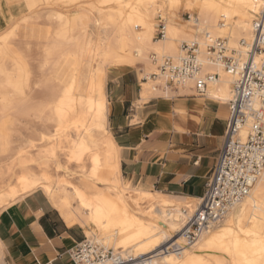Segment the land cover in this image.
Returning <instances> with one entry per match:
<instances>
[{"label": "bare ground", "instance_id": "6f19581e", "mask_svg": "<svg viewBox=\"0 0 264 264\" xmlns=\"http://www.w3.org/2000/svg\"><path fill=\"white\" fill-rule=\"evenodd\" d=\"M128 1L100 0L98 6L90 0H0V212L41 189L67 224L81 226L87 240L123 259V264L145 258L153 264H264V169L249 194L192 244L182 230L200 199L196 206L185 202L181 208L144 194L141 199L148 210L134 211L125 198L131 194L113 183V156L102 149L111 142L102 127L106 70L141 65L143 86H150L152 94L169 90L156 87L163 83L150 77L158 63L164 57L177 60L182 42L204 44L202 37L172 24L165 25L163 38H154L151 18L157 1L135 0L144 12L135 8L137 3L125 10ZM36 3L39 10H47V19L57 21V27L40 47L43 72L35 85L43 88L45 101L35 104L37 87L27 86L26 63L8 39L21 23L31 20ZM67 3H76L73 14ZM164 3L168 9L187 7L197 13L188 20L196 31L225 39L238 63L247 58L252 21L261 9L264 12V0H178L175 7L173 0ZM157 15L161 16L160 10ZM90 22L103 33L88 35ZM201 59L204 73L218 75L208 83L207 96L228 106L237 75L225 72L219 63H209L203 52ZM64 68L68 73L60 77ZM48 94L56 97L50 104ZM24 119L40 125V134L34 135ZM23 127L30 130L28 135H21ZM245 134L243 130L242 138ZM176 236L172 245L179 251L169 252L165 246Z\"/></svg>", "mask_w": 264, "mask_h": 264}, {"label": "crops", "instance_id": "0c3cea01", "mask_svg": "<svg viewBox=\"0 0 264 264\" xmlns=\"http://www.w3.org/2000/svg\"><path fill=\"white\" fill-rule=\"evenodd\" d=\"M95 1L100 0H90ZM38 7L29 14L31 19L42 11ZM69 9L73 14L75 5ZM46 12L41 14L44 19ZM50 27L46 19L39 24L21 23L17 35L42 41ZM87 32L103 33L91 22ZM119 68L129 67H110L104 79L107 104L102 127L111 142L102 149L113 156V183L131 194L125 198L134 211L148 210L141 199L144 194L176 202L181 208L187 202L196 206L223 143L227 104L191 90L161 88L148 95L143 88V66ZM55 99L47 97L49 104ZM42 101L45 96L34 103ZM37 127L31 128L34 135L42 131ZM101 190L108 194L107 188ZM81 229L78 224H67L37 189L0 212V264H73L71 253L86 237Z\"/></svg>", "mask_w": 264, "mask_h": 264}, {"label": "built area", "instance_id": "2783aa9c", "mask_svg": "<svg viewBox=\"0 0 264 264\" xmlns=\"http://www.w3.org/2000/svg\"><path fill=\"white\" fill-rule=\"evenodd\" d=\"M156 37L165 36V23L157 17ZM187 20L190 15L187 14ZM253 40L245 61L238 63L233 52L226 47L225 39L213 38L203 33V46L197 40L182 42L177 60L164 57L150 77L156 87L169 90H191L206 97L208 83L218 78L215 73H204L201 53L209 63H219L225 72L236 74L232 84L233 94L228 101V118L222 146L197 210L188 220L182 235L188 244L199 234L224 218L235 204L250 192L264 169V12L256 15L251 24ZM259 59L256 61L255 56ZM245 131L242 138L241 132ZM173 244V243H172ZM166 247L179 251L177 246ZM75 264H123V259L113 258L109 250L84 238L71 253ZM128 264H153L149 258Z\"/></svg>", "mask_w": 264, "mask_h": 264}, {"label": "rangeland", "instance_id": "374dc122", "mask_svg": "<svg viewBox=\"0 0 264 264\" xmlns=\"http://www.w3.org/2000/svg\"><path fill=\"white\" fill-rule=\"evenodd\" d=\"M156 1H157L158 4H160V5L162 4V5L161 6L160 5L157 6L158 4L155 5V3H154L153 6H152V8H153V16H152L151 19H152V24L154 25V27H156V24L158 22L157 21L158 15L156 16V11L157 10H160L161 17L164 20V22H166L165 25L172 24V25L178 27L179 29L188 32L192 36H195L196 35L199 38L202 37V33L196 31L197 30V26H195V24H193L192 22H190V21L187 20V14H189L190 16H193V17H197V13L192 12V10L189 9V8H187V7H185V8L184 7H181V8H177V9H168L167 6H165V3L163 4L164 0H156ZM94 3H95V5H98V6L100 5V4H97V1H95ZM37 4L38 3H36V5L34 6V8L36 6H38ZM75 4L76 3H67L68 7H70L71 5H75ZM135 4H136L135 8L139 9L140 8L139 7L140 5H138V2H136L135 0H129L128 1V5L126 6L125 10L129 9L130 5H135ZM19 5L22 6V3L20 2ZM37 9H40V6ZM45 11H47V10H45ZM138 11H140V12L143 11L144 12L145 10L142 7ZM40 12L38 13L40 15L37 14L34 17V19H31L28 23L31 22V23H38L39 24V23H43V21L46 19L49 22V24L51 25L50 32L48 33V35H49L57 27V21L55 19H52V18L51 19H47L46 17H45V19H44V17L42 18L41 17V14L44 11H40ZM90 36H92V35H90ZM153 37L154 38L156 37L155 28L153 30ZM8 40H9L8 41L9 44L12 47H14L15 49L18 50L19 56L21 57V59L23 60V62L26 63V70L29 72L27 86L29 88H31L32 86L35 85L36 82H38L40 76L42 75L41 73L43 72L40 69V63L42 61V55H43L42 54V50L40 49V47H41V44L43 43L44 40L40 41V40H31V39H21V38H19V36L17 35V33L11 35V37ZM179 46H180V44H179ZM119 69L120 70H123V71L129 70V68L128 69L119 68ZM133 72L136 73V69H133ZM58 73L60 74V77H62V76L65 77L68 72L64 68L61 71H59ZM144 74H145V72H144ZM110 75L111 74H108V76H110ZM149 87L150 86H144L143 88H144L145 91H147L146 93H148V95H153L151 93V88H149ZM42 90H43V88L37 87V89L35 91V97H34L33 102H37L39 99H42L43 98L44 94L42 93ZM23 124L26 127L30 128V129L34 125L28 119H24L23 120ZM37 126L38 125L35 124V127L38 130V127ZM108 126H109V124H108ZM26 127L25 128L23 127L20 130L22 136L28 135V131H30V130H27ZM28 149L29 148H27L25 150H28ZM151 190H156V189L151 188ZM89 195H91L90 192H89ZM83 236H84V233H83ZM84 238H86V237H83V239ZM176 239H177V236L174 237V238H171L169 240L168 244L165 246V248L168 247V245L171 246V244L174 243L176 241ZM162 249H164V248H161V250ZM169 252H173V251H169Z\"/></svg>", "mask_w": 264, "mask_h": 264}, {"label": "snow or ice", "instance_id": "6c2138e0", "mask_svg": "<svg viewBox=\"0 0 264 264\" xmlns=\"http://www.w3.org/2000/svg\"><path fill=\"white\" fill-rule=\"evenodd\" d=\"M10 6H11V4H10ZM173 6L175 7V6H178V0H173Z\"/></svg>", "mask_w": 264, "mask_h": 264}]
</instances>
